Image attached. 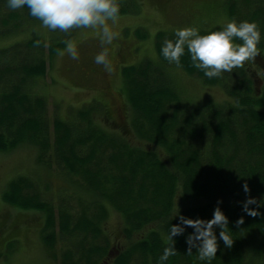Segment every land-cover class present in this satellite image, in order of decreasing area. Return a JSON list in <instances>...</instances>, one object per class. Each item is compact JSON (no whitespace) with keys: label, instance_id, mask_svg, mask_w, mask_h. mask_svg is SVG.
<instances>
[{"label":"trees","instance_id":"16d2710c","mask_svg":"<svg viewBox=\"0 0 264 264\" xmlns=\"http://www.w3.org/2000/svg\"><path fill=\"white\" fill-rule=\"evenodd\" d=\"M242 1L248 10L243 13L249 18L253 15L261 39L252 62H243L222 78L233 104L208 103L185 111L172 86L161 78L165 77L163 73L166 75L164 70H156L150 64L146 68H123V81L128 87L126 99L135 120L131 124L120 123L118 128L125 136L138 134L151 141L154 146L148 150L127 145L129 139L106 127L99 129L95 114L104 122H111L110 112L102 105L98 111H81L80 118L84 120L86 116L89 120L82 126L80 118L64 122L54 117L51 122L49 99L31 89L33 82L47 75V58L52 59L58 49H63L78 28L63 31V35L47 33L48 56L43 55L42 48L46 40L34 30L15 43L13 40L12 44H0V149L14 148L24 140L32 142L38 148L39 165L51 170L55 164L67 175H80L78 179L96 196L94 201L85 200L87 207L81 211L60 209L57 233L56 209L38 195L30 194V179L21 176L8 185L5 201L12 202L17 196L22 198L21 204L30 202L25 204L27 209L44 211L45 220L52 219L46 229L54 232H45L43 239L51 253L56 237L62 236L68 251L60 264H157L167 244L170 223L179 222L178 217H173L177 210L189 218L210 219L218 202L228 217L226 231L233 232V244L226 247L216 228L217 252L207 264H264V207L258 209L261 214L257 216L242 211V202L248 196L264 205V0H256V5L250 3L251 7L249 0ZM126 11L120 8L119 15ZM27 12V7L19 9L21 15L32 20ZM17 18L18 13L7 7L6 0H0V39L12 31L9 27ZM25 18L24 22L29 21ZM12 26L23 31L26 24ZM164 36L169 38L168 34L158 33L155 43L159 60L166 64L169 62L159 54ZM176 65L185 68L189 75L209 79L193 66L187 50ZM154 74H159L158 84L151 86L146 80ZM245 182L248 193L242 187ZM104 202L124 219L123 239L113 244L104 229L109 212ZM94 207L98 214L91 217ZM241 216L243 223L236 224ZM192 231L185 226L184 233L173 237L177 252L164 264H206L198 259L195 248L187 254L186 237Z\"/></svg>","mask_w":264,"mask_h":264},{"label":"rangeland","instance_id":"374dc122","mask_svg":"<svg viewBox=\"0 0 264 264\" xmlns=\"http://www.w3.org/2000/svg\"><path fill=\"white\" fill-rule=\"evenodd\" d=\"M255 1L249 0L248 7H251L250 3L256 5ZM119 4L120 8L127 11L119 15L118 22L114 26L117 35L111 44H101L98 29L74 30L68 40L76 44L78 59H72L67 54L63 56L56 54L52 59L48 57L47 75L37 79L31 85V89L37 95L49 99L48 117L52 120L51 122L54 117L64 122H74L83 114L81 111L91 109L98 111L99 105H102L108 111L112 109L114 113L116 112L115 117H119L118 122L131 124V120L134 119L131 118L133 109L128 105L129 102L126 99L128 87L122 76L123 68L128 66H145L146 68L150 64L156 70H164L166 75L163 73L165 77L161 78L166 79L172 86L185 111L191 106L203 107L208 103L220 106L234 103L223 87L222 78L225 73L234 72L236 69L222 72L219 76L207 77L209 79L204 78V80L197 75H189L185 68L174 63L165 64L159 60L155 36L158 33H164L170 38L174 29L188 25L196 27L203 34L218 30L229 19L254 21L252 14L249 18L243 13L248 11L245 1L119 0ZM10 10L18 13V18L9 27L12 31L0 39V44L15 43L26 38L29 32L34 30L39 37L46 40V45L43 44L42 48L43 55L48 56L47 33L63 35L65 31L47 30L41 27L38 19L32 16V20L26 19L19 13V9ZM27 15H29L28 12ZM24 18L29 21L24 22ZM21 23L26 24L23 31L20 28L17 31L12 26ZM165 38L167 37L164 36L162 41ZM103 47L108 48V59L112 67L110 72L106 71L102 65L93 62V57ZM245 62L251 63L252 59ZM249 72L252 77V71ZM159 74H154V77L148 75L146 81L151 86H155L158 84ZM136 77L146 78L141 75ZM213 78H217L218 81ZM206 81L213 82L208 84ZM118 110L122 111L117 113ZM93 118L100 125L99 129L103 130L106 127L112 133L126 135L121 128L116 127V122L113 124L104 122L99 114H95ZM86 121H89L86 116L84 120L80 118V125L82 126ZM50 129L51 134H54L53 123L50 124ZM125 137L129 139L127 145L132 147L148 150L154 146L151 141L142 139L138 134H128ZM38 154V148L26 140L14 148L0 149V264H60L63 254L68 251L62 236L59 234L56 237L54 233L53 239L57 241L54 249L49 253L43 238L46 236L45 232L52 234L54 231L46 229L47 223H52V219L45 220L44 211L27 209L25 205L27 203L21 204L22 198L17 196L12 202L5 201L3 196L12 181L19 180L21 176L30 179L33 184L30 194L38 195L42 201L55 207V232L57 233L58 220L61 217L60 209L69 208L71 212L81 211L83 207H87L85 200L90 202L95 200L96 196L93 192L78 179L80 175L76 177L67 175L56 168L55 164H52V169L49 170L37 163ZM50 160L52 162L53 159L50 158ZM29 200L34 201V199ZM27 202L30 204L29 201ZM104 203L109 208L104 229L113 244L123 239L124 219L113 206H109L107 202ZM91 211L93 213L91 217L97 216L96 207L91 208ZM76 215L79 216V213Z\"/></svg>","mask_w":264,"mask_h":264},{"label":"clouds","instance_id":"9594fccd","mask_svg":"<svg viewBox=\"0 0 264 264\" xmlns=\"http://www.w3.org/2000/svg\"><path fill=\"white\" fill-rule=\"evenodd\" d=\"M6 3L12 10L27 7L28 14L38 19L41 27L50 31H67L72 28L98 29L102 45L111 44L117 35L114 26L119 19V0H6ZM260 39L261 32L255 21L229 19L218 30L203 34L196 27L188 25L174 29L173 38H165L162 41L159 54L169 63L179 64L180 57L187 50L193 66L211 78L239 67L246 60L255 57L259 52L257 45ZM65 54L72 59H78L77 46L72 40L66 41L65 47L57 50L58 56ZM93 62L102 65L108 72L112 70L107 47H103L93 57ZM242 187L245 193L249 192L247 182ZM260 207L264 205L258 204L255 197L248 196L242 202V211L250 216L260 215ZM173 217H178L179 222L170 223L167 229V244L157 258V264H164L170 255L176 254L173 237L184 233L185 226L193 229L186 237L187 254H191L195 248L198 259L206 264L216 256V228L220 229L219 240L223 241L226 247L233 244V232L226 231L228 217L220 208L219 202L210 219L189 218L180 214L179 210ZM243 220L244 217L241 216L235 223L242 224Z\"/></svg>","mask_w":264,"mask_h":264},{"label":"flooded vegetation","instance_id":"af4514ba","mask_svg":"<svg viewBox=\"0 0 264 264\" xmlns=\"http://www.w3.org/2000/svg\"><path fill=\"white\" fill-rule=\"evenodd\" d=\"M119 111H122V110H118V111H117V113H119ZM109 112H110L111 116L114 118V120H116V119H119V117H118V116H117V117H115V115H116V112L114 113V111H112V109H110V110H109Z\"/></svg>","mask_w":264,"mask_h":264}]
</instances>
